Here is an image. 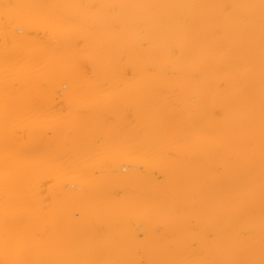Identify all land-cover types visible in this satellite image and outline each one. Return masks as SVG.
I'll return each instance as SVG.
<instances>
[{"label": "bare ground", "instance_id": "bare-ground-1", "mask_svg": "<svg viewBox=\"0 0 264 264\" xmlns=\"http://www.w3.org/2000/svg\"><path fill=\"white\" fill-rule=\"evenodd\" d=\"M0 264H264V0H0Z\"/></svg>", "mask_w": 264, "mask_h": 264}]
</instances>
